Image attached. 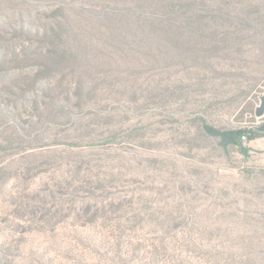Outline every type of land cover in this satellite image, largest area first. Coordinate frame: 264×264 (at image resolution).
<instances>
[{"label": "rangeland", "instance_id": "rangeland-1", "mask_svg": "<svg viewBox=\"0 0 264 264\" xmlns=\"http://www.w3.org/2000/svg\"><path fill=\"white\" fill-rule=\"evenodd\" d=\"M263 96L264 0H0V264H264Z\"/></svg>", "mask_w": 264, "mask_h": 264}, {"label": "trees", "instance_id": "trees-1", "mask_svg": "<svg viewBox=\"0 0 264 264\" xmlns=\"http://www.w3.org/2000/svg\"><path fill=\"white\" fill-rule=\"evenodd\" d=\"M209 129V128H208ZM210 132H213L212 129H209ZM211 135H214V132L211 133ZM223 142L225 143V145H238L239 140L241 139V137L243 136V132L242 131H228V132H222L218 134Z\"/></svg>", "mask_w": 264, "mask_h": 264}, {"label": "water", "instance_id": "water-1", "mask_svg": "<svg viewBox=\"0 0 264 264\" xmlns=\"http://www.w3.org/2000/svg\"><path fill=\"white\" fill-rule=\"evenodd\" d=\"M256 116L258 118L264 117V96L261 98V104L256 110Z\"/></svg>", "mask_w": 264, "mask_h": 264}, {"label": "built area", "instance_id": "built-area-1", "mask_svg": "<svg viewBox=\"0 0 264 264\" xmlns=\"http://www.w3.org/2000/svg\"><path fill=\"white\" fill-rule=\"evenodd\" d=\"M243 139H246V137H245V136H243Z\"/></svg>", "mask_w": 264, "mask_h": 264}]
</instances>
